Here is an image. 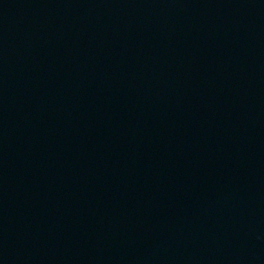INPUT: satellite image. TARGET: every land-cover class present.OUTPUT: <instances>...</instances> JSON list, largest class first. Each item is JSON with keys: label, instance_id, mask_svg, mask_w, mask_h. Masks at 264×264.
Here are the masks:
<instances>
[{"label": "water", "instance_id": "water-1", "mask_svg": "<svg viewBox=\"0 0 264 264\" xmlns=\"http://www.w3.org/2000/svg\"><path fill=\"white\" fill-rule=\"evenodd\" d=\"M0 264H264V0H0Z\"/></svg>", "mask_w": 264, "mask_h": 264}]
</instances>
